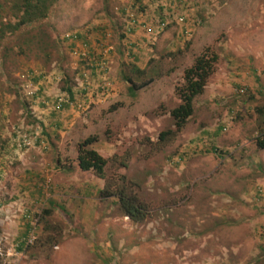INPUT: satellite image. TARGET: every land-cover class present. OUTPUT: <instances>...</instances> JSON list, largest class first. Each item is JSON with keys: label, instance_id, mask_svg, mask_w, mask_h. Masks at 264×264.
<instances>
[{"label": "rangeland", "instance_id": "1", "mask_svg": "<svg viewBox=\"0 0 264 264\" xmlns=\"http://www.w3.org/2000/svg\"><path fill=\"white\" fill-rule=\"evenodd\" d=\"M19 15L0 0V25ZM131 19L138 43L123 34ZM161 22L158 35L142 36L144 23ZM74 32L86 60L63 38ZM205 48L217 60L192 115L155 144L172 128L173 88ZM263 120L264 0H56L45 19L0 31L2 260L264 264V152L252 143ZM87 136L108 160L110 189L123 176L146 206L141 223L78 170L75 146Z\"/></svg>", "mask_w": 264, "mask_h": 264}, {"label": "trees", "instance_id": "2", "mask_svg": "<svg viewBox=\"0 0 264 264\" xmlns=\"http://www.w3.org/2000/svg\"><path fill=\"white\" fill-rule=\"evenodd\" d=\"M12 9L20 15L13 24L0 25V31H18L21 27L36 23L47 17L49 8L56 0H8ZM217 56L205 48L199 55L194 57L189 67L182 71V83L173 88V94L178 103L167 114L171 121V129L160 131L156 136L155 144H166L174 140L186 124L193 112V99L200 95L205 87L207 79L212 74ZM131 90V87L128 88ZM260 113V111H259ZM264 125V120L262 121ZM96 141L95 136H87L79 141L76 146L75 163L79 171L90 172L96 178L104 181L103 188L98 192L101 198H115L121 214L132 223H141L148 215L146 206L138 199L130 189L123 176H119V185L110 189V183L105 178V165L108 160L102 158L91 148ZM253 146L258 151L264 152V127L252 139ZM116 156L110 157L109 161H115ZM116 162V161H115ZM125 168L123 161L117 163ZM44 214H48L45 211ZM0 264H5L0 256Z\"/></svg>", "mask_w": 264, "mask_h": 264}, {"label": "built area", "instance_id": "3", "mask_svg": "<svg viewBox=\"0 0 264 264\" xmlns=\"http://www.w3.org/2000/svg\"><path fill=\"white\" fill-rule=\"evenodd\" d=\"M176 22L179 23V24H182L184 23V17H178L176 19ZM141 27V26H140ZM164 27V23H158V25L154 28H152L150 31H149V34L153 35L154 37L156 35H158L162 29ZM137 28V25H136V22L135 20L131 19L129 21V23L124 27V30H123V34L126 35V34H130L132 30L136 29ZM184 34L187 35L188 34V31L187 30H184ZM66 41L72 43V44H79L80 46V50L82 51L78 56L82 57L83 60L87 59V56L90 55L89 54V50H88V46H87V43H86V40L84 39V36L79 33V32H74V33H71V34H68V35H65L63 37ZM88 50V51H87ZM107 50H110V47H108ZM107 84H102L101 87H100V91H105L106 88H107Z\"/></svg>", "mask_w": 264, "mask_h": 264}, {"label": "crops", "instance_id": "4", "mask_svg": "<svg viewBox=\"0 0 264 264\" xmlns=\"http://www.w3.org/2000/svg\"><path fill=\"white\" fill-rule=\"evenodd\" d=\"M148 24H146V23H144V29L143 28H141V29H143V31H144V33L142 34V36H144V37H146L147 35L146 34H148L149 33V31L152 29V28H150V27H146ZM143 26V25H142ZM133 32V33H132ZM140 32V29H134V30H132L131 31V35H133V37L135 38V42H137L138 43V41H137V39H139V37H135L136 35L137 36H140L141 34L139 33ZM129 34V35H130ZM139 34V35H138ZM128 35V36H129ZM133 41V42H134ZM137 43H134V45H133V43H131V47H133L134 46V49H133V51H135V52H137L136 54L137 55H133V59H134V61L135 62H133L132 64H134V68L136 69H139V70H141V72H142V67L144 66V65H141V62L140 61H138L137 59L139 58L138 56L139 55H141V54H143V52L141 51V47H140V45L139 44H137ZM136 45V46H135Z\"/></svg>", "mask_w": 264, "mask_h": 264}]
</instances>
